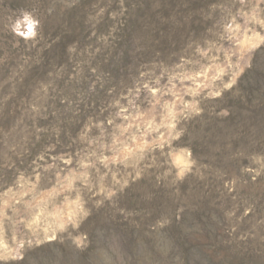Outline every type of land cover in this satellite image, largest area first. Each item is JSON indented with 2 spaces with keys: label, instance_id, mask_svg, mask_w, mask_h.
Returning a JSON list of instances; mask_svg holds the SVG:
<instances>
[{
  "label": "rangeland",
  "instance_id": "1",
  "mask_svg": "<svg viewBox=\"0 0 264 264\" xmlns=\"http://www.w3.org/2000/svg\"><path fill=\"white\" fill-rule=\"evenodd\" d=\"M0 264H264V0H0Z\"/></svg>",
  "mask_w": 264,
  "mask_h": 264
}]
</instances>
